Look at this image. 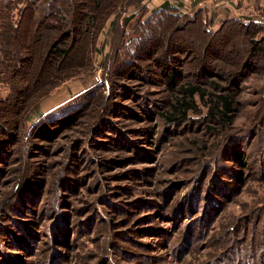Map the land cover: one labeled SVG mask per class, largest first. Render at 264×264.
I'll return each instance as SVG.
<instances>
[{"label": "rangeland", "instance_id": "1", "mask_svg": "<svg viewBox=\"0 0 264 264\" xmlns=\"http://www.w3.org/2000/svg\"><path fill=\"white\" fill-rule=\"evenodd\" d=\"M161 2L87 0L79 23L56 24L70 32L63 57L40 28L31 60L0 76V100L16 94L0 105V264H264V56L242 25L264 46V0L153 22ZM234 73L230 127L197 95L190 120L165 121L181 86Z\"/></svg>", "mask_w": 264, "mask_h": 264}, {"label": "trees", "instance_id": "2", "mask_svg": "<svg viewBox=\"0 0 264 264\" xmlns=\"http://www.w3.org/2000/svg\"><path fill=\"white\" fill-rule=\"evenodd\" d=\"M101 1L103 0H91V3L95 7L99 6ZM86 4L87 0H0V76L2 74H13L14 76H17L24 67V64L31 60L32 56L29 55L30 32H34L40 28L46 27L47 29L48 27L49 30L54 31L53 33L49 32L47 34V36H49L47 42L49 46L46 50V53H48L47 55L52 53L57 57H63L67 52V48L61 46L63 45L64 39L70 37V32L65 28H58L56 24L59 22H66V27H70L71 23L72 25L75 22L79 23L80 15L85 13ZM67 8L71 9V14L67 11L69 15H67V12L65 13V9ZM180 11L181 10L177 7L163 3L162 7L155 10L153 13L154 18L150 20L154 22L159 17L163 18L165 15L172 17L179 15L178 17H182V15L186 14ZM94 17L95 16H92L91 20L88 19V21H92ZM148 21L143 19L137 24L139 26L146 25L147 27L153 23ZM255 24V22L242 24L250 37L251 57L254 58V61L259 59L260 55L264 56V46L260 45V42L262 41L253 38V34L257 31V25ZM204 31L206 34H211V30H209L208 26L205 27ZM214 33L215 32L213 31L212 34ZM212 38L214 37L211 36L210 39ZM210 39L208 40V43L210 42ZM140 41L141 39L139 38L134 41L135 43L132 45L133 50H131V53L137 51V45L139 46L138 43H140ZM250 63V61L245 62L244 66H247ZM167 75L168 84L170 88L174 89L172 75L168 73ZM237 80V75L234 73L230 75L225 87L218 85L216 82H208L209 85H211L212 90H207L193 84H187L186 86L183 85L179 90L181 93L180 96L175 97V101L170 105L171 110L163 113L162 116H164L167 123L171 124L190 120L188 114L195 108L193 97L197 95L199 100L203 101L206 106L205 117L209 121H212L215 124H220L223 127H230L234 118V105L236 101L233 96V91L237 84L235 83ZM13 98H16L14 92L7 100L1 99L0 105H7L9 100ZM261 106H264V98L261 100ZM260 111L261 108L256 111V115H259ZM57 120L58 124H61L62 126L66 124L68 125L70 122L68 118ZM57 120L55 121L57 122ZM50 134L53 133L46 128V125L41 126L40 132H38L39 137H49ZM234 134L235 133L228 137L231 141L228 145L231 147L235 144L236 148H239L234 157H237V161L244 166L246 153L243 148L241 149L239 147L240 139L237 138L236 141ZM253 136L254 135L251 134V137ZM224 138L227 137L225 136ZM262 143L264 152V140ZM263 155L262 157L264 158Z\"/></svg>", "mask_w": 264, "mask_h": 264}, {"label": "crops", "instance_id": "3", "mask_svg": "<svg viewBox=\"0 0 264 264\" xmlns=\"http://www.w3.org/2000/svg\"><path fill=\"white\" fill-rule=\"evenodd\" d=\"M161 1V3H166V0ZM246 1L247 0H220L219 2H216L215 0H178L177 2H174L176 4H173L172 6L179 8L181 11L190 10L192 7L200 8L207 6L209 12H211L213 16L215 15L218 17L221 14L225 15L229 12H237L242 8L241 6L246 5ZM224 2L225 4L222 6L219 5ZM213 16H211L212 19H214Z\"/></svg>", "mask_w": 264, "mask_h": 264}]
</instances>
